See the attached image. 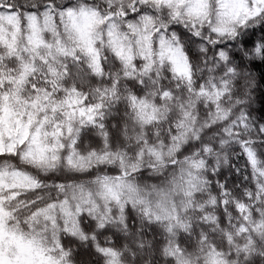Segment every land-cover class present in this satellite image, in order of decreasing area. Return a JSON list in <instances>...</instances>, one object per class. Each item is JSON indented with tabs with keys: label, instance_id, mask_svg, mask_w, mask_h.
I'll list each match as a JSON object with an SVG mask.
<instances>
[{
	"label": "snow or ice",
	"instance_id": "obj_1",
	"mask_svg": "<svg viewBox=\"0 0 264 264\" xmlns=\"http://www.w3.org/2000/svg\"><path fill=\"white\" fill-rule=\"evenodd\" d=\"M0 264H264V0H0Z\"/></svg>",
	"mask_w": 264,
	"mask_h": 264
}]
</instances>
